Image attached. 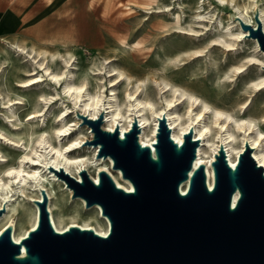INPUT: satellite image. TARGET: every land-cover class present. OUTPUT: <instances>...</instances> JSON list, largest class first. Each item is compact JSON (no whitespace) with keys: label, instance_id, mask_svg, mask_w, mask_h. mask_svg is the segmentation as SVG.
<instances>
[{"label":"water","instance_id":"95a60500","mask_svg":"<svg viewBox=\"0 0 264 264\" xmlns=\"http://www.w3.org/2000/svg\"><path fill=\"white\" fill-rule=\"evenodd\" d=\"M256 21V28L241 24L264 52L259 15ZM79 116L94 133L87 144L100 146L97 156L110 157L133 190L118 187L106 171L99 173V183L86 171L82 181L59 171L74 198L101 207L111 225L108 236L79 227L56 231L42 191L38 226L21 243L13 240L10 227L0 235V264H264V169L249 145L235 169L220 149L210 189L203 165L190 177L200 144L193 130L179 145L161 118L153 153L139 142L137 120L122 138L119 129L102 128V115L95 120ZM189 179V190L182 193L180 186Z\"/></svg>","mask_w":264,"mask_h":264},{"label":"rangeland","instance_id":"374dc122","mask_svg":"<svg viewBox=\"0 0 264 264\" xmlns=\"http://www.w3.org/2000/svg\"><path fill=\"white\" fill-rule=\"evenodd\" d=\"M152 1L154 0H74L72 19L66 20L63 14L64 7L56 5L50 7L49 16L45 17L41 14L40 20L31 25L42 36L35 38L0 36V156L4 155V159L0 157V169L13 163L17 165L24 154L29 152L25 150L24 144L28 143L32 146L40 132L45 130L51 132L53 127L59 125V114L65 108L69 107L70 110L66 115L67 122L73 124L77 121L76 115L81 112L79 109L76 111L72 108V100L66 97L63 91L64 82L70 77L71 72L78 80L85 78L91 90L98 85L100 76L97 73L103 72L105 101L107 102L111 97V89L115 88L110 85L111 77H108V71L111 67L105 59L107 56L115 60L116 67L128 73L132 72L134 79L143 76L146 78L154 73L159 77L166 75L169 82L194 88L201 94V98L223 109H229L231 105V99L226 97V92H232L230 97L233 101L238 93L244 91L245 81L259 80L264 77L262 63L264 52L262 51V54L261 50L256 48L255 43L248 40L252 39L248 36L249 32L246 37L247 41L241 39L231 51L225 52L224 47L220 49L207 47L203 56L199 58L185 60V64H182L184 61L177 62V64L171 63L168 56L171 57L172 52L178 47L197 44L206 46V42L218 33L216 27L219 26V21L221 20L224 26L231 25L235 20V15L230 7H221L216 0H205L206 10L204 12H210L213 17L208 29L200 31L196 36H177L172 32L179 29L174 19L178 13L182 16V27H184L179 30L189 31L191 28L200 30L195 22L198 0H157L154 3L156 4L154 11L158 12L147 13L145 8L140 9L139 6L147 7L146 5ZM235 1L241 7L247 4V0ZM259 2L264 4V0H259ZM170 7L173 9L167 11ZM233 30L237 31L236 28ZM52 33L67 35L54 37ZM124 41L129 44L127 47L123 44ZM137 41L140 42L138 47L143 48L141 53L130 48V45ZM18 45L25 47L26 53L19 51ZM33 50L35 53H41L40 63L44 61V56H47L42 66L39 65L38 60L34 61L29 57L27 51ZM52 55L58 61L57 65L52 64L50 60ZM137 57L141 58L138 64L135 63L138 61ZM251 57L257 61H250ZM237 60L239 63H246L243 73L232 79L217 80L215 78L217 71H227L231 62ZM47 65L52 71L65 72L59 85L52 80L49 72L44 71ZM166 65L168 67L164 69ZM137 67L140 70H137ZM32 73L33 75L27 76ZM203 76H206L205 80ZM32 77H35L32 83H26L27 85L21 83ZM196 77L200 80L194 84ZM224 79L232 81L222 90L221 94L217 95V91L221 89L219 81L221 83ZM147 84L151 86L152 82L148 80ZM119 89L123 91V87ZM151 89L153 90V87ZM154 97L161 102L160 96L154 94ZM249 101H253L249 107L250 112L259 111L264 104V88L259 93L251 94ZM37 106L41 112L36 118L29 114ZM73 127L75 129L71 138L78 137L83 141L81 146L73 152L85 154L90 160L95 161L94 146L87 144L94 139L91 127L84 124L83 120ZM27 162L31 164L29 160ZM101 165H93L90 170L91 174L97 175ZM114 174L116 175L115 172ZM47 177L53 183L49 187L53 189L52 207L54 210L56 202L63 204L66 212L75 209V205L70 200L67 203L64 201L68 193L66 189L68 183L60 176H57L56 180L53 176L47 175ZM118 180L124 184L120 178ZM26 194L28 195L26 198L23 195L19 198H17L18 195L13 196L12 206L11 203L6 206L7 203L0 197V202H3L2 209H5L0 217L8 212L14 213L18 233H23L28 229L35 216L32 197H30L31 191H26ZM11 207L15 210L10 211ZM82 214L86 215V212L82 211ZM25 219V222L21 221Z\"/></svg>","mask_w":264,"mask_h":264},{"label":"bare ground","instance_id":"6f19581e","mask_svg":"<svg viewBox=\"0 0 264 264\" xmlns=\"http://www.w3.org/2000/svg\"><path fill=\"white\" fill-rule=\"evenodd\" d=\"M216 1L221 7H230L235 15V20L228 26H224L222 24L223 22L218 20L219 26L216 27V32L218 33L214 38L206 42V46H201V44L189 46L181 45L176 51L172 52L173 55L171 57L168 56V60L171 63L177 64V62L184 61L182 64H185V60L199 58L203 56V52L207 47L214 49L224 47L225 52L231 51L241 39L247 41L246 37L248 31L243 29L241 20L245 24L252 25L256 28L258 24L255 18L259 15L264 31V4H260L259 0H247V4L243 7L237 4L235 0ZM155 2H157V0L148 3L146 5L147 7H139L140 9L145 8V12L147 13L158 12L154 11L156 7V4H154ZM180 7H182L181 4ZM157 8L160 7L157 6ZM150 9L153 10L149 11ZM171 9L173 8L170 7L167 11ZM205 10V0H198L195 22L199 25L197 27L200 28V30L195 28H191L189 31L179 30L184 29V27H182V16L178 13L175 15L174 19L179 29L172 33L177 36H196L200 31L208 29V25L211 23L210 21L213 17L210 12H204ZM233 28H236L237 31H234ZM151 37L154 38V36ZM248 40L254 42L256 48L260 51L255 39L252 38ZM123 44L126 47L129 45L126 41H124ZM139 44L140 42L137 41L131 44L130 48H133L135 52L139 51L141 53L143 52V48L138 47ZM17 47L19 51L26 53L25 47L20 45ZM260 52L263 54L262 51ZM27 53H29V57L34 61L38 60L41 66L44 64L45 59H47L45 55L44 61L40 63L39 59L41 58V53L36 52V54L34 50L30 52L27 51ZM33 53L36 55H32ZM184 55H186V57ZM105 59L111 67V70L108 71V77H111L110 85L115 87L111 89V97L107 102L105 101V77L102 76L103 72L97 73L98 76H100L99 82L93 90L89 88V82L85 78L78 80L71 72L70 77L64 82L63 91L66 97L72 100V108H75L76 111L79 109L81 112L76 115L77 121L73 124L67 122L66 115L70 110L69 107L65 108V110L59 114V125L53 127L51 132L46 130L40 132L32 146L28 143L24 144L25 150L29 152L24 154L17 165L13 163L12 165L0 169V197L7 203L6 206L10 203L12 206L13 196L18 195L17 198H19L20 195H23L26 198L28 197L26 191H31L30 197H32L35 211L31 226L23 233H18L17 225L14 221L15 214L11 212L5 213L4 216L0 217V235L6 228L10 227L12 229L13 240L16 243H21L28 233L38 226L39 206L37 202L43 200L42 191L45 190L48 196L47 208L51 222L56 231L63 233L71 227H79L81 229L94 230L97 234L104 237L108 236L111 225L108 218L103 215L101 207L99 205L87 207L86 201L83 198L73 197V191L69 186L66 187L68 193L67 196L64 197V201L67 203L70 200V202L75 205V209H70L69 212H66L64 205L57 204L58 202H56L55 210L52 207L53 189L49 186L53 183L47 175L53 176V179L56 180V177H59V171L64 174H69L77 181H82L81 172L86 171L95 183H99V173L101 171H106L113 178L118 187L126 191L133 190L132 183L123 178L120 170H115L113 168V160L110 157L99 158L97 156L100 146H94L95 161L90 160L85 154H76L73 152L78 149L83 142L78 137L71 138V135L74 133L73 130L75 129L73 126H77L82 121L79 115H84L90 120L98 119L100 115H102V128L110 132L119 129L122 138L125 133L131 130L133 123L137 120L140 129L138 135L139 142L143 146L150 147L153 153H155V143L157 142L159 120L161 118L165 117L171 131L172 140L179 145L184 143V135L193 130L194 141H198L200 144L197 148L196 159L190 172V177L199 166L203 165L205 167L207 184L210 189H213L215 185L213 162L216 160V155L219 154L222 147L224 148L227 161L231 168L235 169L237 167L240 154L243 153L246 146L249 145L252 158L264 169V104L260 107L259 111L255 113L249 110L253 102L249 101L251 94L259 93L261 89L264 88V77H261L259 80L249 79L245 81L244 91L238 93L233 101L230 97L232 92H226V97L231 99V105L229 109H223L201 98V94L194 88L169 82L166 75L159 77L154 73L146 78L143 76L142 78L134 79V74H132V72L128 73L116 67L114 65L115 60L110 56H107ZM137 59L138 61L135 63L138 64L141 58L137 57ZM249 59L250 61H257L254 57ZM50 60L52 64H58L54 55L51 56ZM65 63H68V61H65ZM262 63L264 67V61ZM245 66L246 63H239V60L232 61L227 71H217L215 78L217 80H221L222 78L232 79L243 73L246 68ZM166 67L168 66L166 65L164 69H166ZM137 70H140V68L137 67ZM44 71L49 72L52 80L58 85L65 75V72L59 73L55 70L52 71L48 65L45 67ZM31 75H33V73L27 76ZM34 79L35 77H32L21 81V83L25 85ZM205 79L206 76H203V80ZM148 80L152 82L151 86H148ZM199 80L200 78L196 77L194 84ZM231 81L225 79L221 83L219 81L221 89L217 91V95L221 94L222 90L229 86ZM122 87L123 91H120L119 88ZM152 87L153 90L151 89ZM151 92H153V94H151ZM154 94L160 96L161 102L154 97ZM241 99L244 100L241 101ZM40 112L41 110L37 106L29 115L36 117ZM91 136L93 137V135ZM0 157L4 159V155ZM28 160L31 164H28ZM93 165H101L97 175H92L90 172ZM118 178H120L124 184H122ZM14 184H16L15 187ZM189 187L190 179L181 184L180 190L182 193H186ZM15 189L18 190L15 191ZM19 192H21L20 195ZM236 197L237 194L234 196V202L236 201ZM2 205L3 202H0L1 214L5 210L2 209ZM11 209L13 211L15 210L11 207L10 211H12ZM55 211H57V213H54ZM82 211H85L86 215H83ZM21 221L25 222L26 219ZM24 251L25 248L23 247V254L25 253Z\"/></svg>","mask_w":264,"mask_h":264},{"label":"crops","instance_id":"0c3cea01","mask_svg":"<svg viewBox=\"0 0 264 264\" xmlns=\"http://www.w3.org/2000/svg\"><path fill=\"white\" fill-rule=\"evenodd\" d=\"M56 5L64 7L63 14L66 20L72 19L74 0H0V36L33 38L42 36L31 25L40 20L41 14L49 16L50 7ZM66 35L52 33L54 37Z\"/></svg>","mask_w":264,"mask_h":264}]
</instances>
